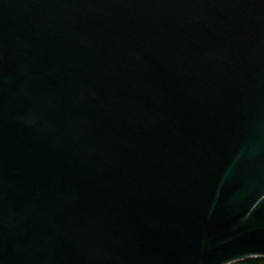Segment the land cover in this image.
I'll list each match as a JSON object with an SVG mask.
<instances>
[{"label":"water","instance_id":"water-1","mask_svg":"<svg viewBox=\"0 0 264 264\" xmlns=\"http://www.w3.org/2000/svg\"><path fill=\"white\" fill-rule=\"evenodd\" d=\"M264 259V0H0V264Z\"/></svg>","mask_w":264,"mask_h":264},{"label":"trees","instance_id":"trees-1","mask_svg":"<svg viewBox=\"0 0 264 264\" xmlns=\"http://www.w3.org/2000/svg\"><path fill=\"white\" fill-rule=\"evenodd\" d=\"M237 264H264V259H253V260L240 262Z\"/></svg>","mask_w":264,"mask_h":264}]
</instances>
